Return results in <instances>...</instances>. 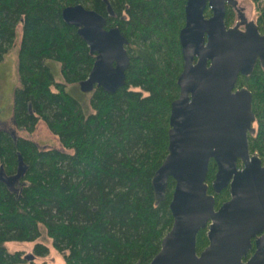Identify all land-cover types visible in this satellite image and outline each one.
<instances>
[{
  "label": "trees",
  "instance_id": "1",
  "mask_svg": "<svg viewBox=\"0 0 264 264\" xmlns=\"http://www.w3.org/2000/svg\"><path fill=\"white\" fill-rule=\"evenodd\" d=\"M77 3L104 15L106 28L119 27L130 55L125 83L114 92L95 86L89 113L67 91L68 84L89 76L95 61L79 28L62 17L65 6ZM252 3V20L264 34V1ZM185 5L186 0H0V61L15 44L19 23L22 30L14 122L33 133L42 120L71 150L42 147L0 129V264L23 262V251H11L7 243L35 241L42 227L65 264H146L161 249L173 225L175 180L169 179L165 197L157 200L152 178L168 153L171 104L180 93ZM234 16L228 7V25ZM49 60L61 64L64 81L55 78ZM237 87L252 91L256 119L249 148L264 164V64L240 75ZM216 171L211 160L210 193ZM229 197L228 187L216 194V208ZM206 231L198 232V252L209 244ZM48 251L36 242V255Z\"/></svg>",
  "mask_w": 264,
  "mask_h": 264
},
{
  "label": "water",
  "instance_id": "2",
  "mask_svg": "<svg viewBox=\"0 0 264 264\" xmlns=\"http://www.w3.org/2000/svg\"><path fill=\"white\" fill-rule=\"evenodd\" d=\"M238 6L239 0H186L180 93L171 104L168 153L152 178L157 200L165 197L169 179L175 180L169 204L174 220L146 264H264V164L249 148L256 119L252 91L237 87L240 75L264 64V34L244 13V28L227 25V8ZM62 17L79 28L95 54L80 89L116 91L130 63L128 38L119 27L106 28L105 16L81 3L65 6ZM211 160L217 165L213 193L207 182ZM227 187L229 199L216 208V194ZM201 229L209 244L198 252Z\"/></svg>",
  "mask_w": 264,
  "mask_h": 264
},
{
  "label": "rangeland",
  "instance_id": "3",
  "mask_svg": "<svg viewBox=\"0 0 264 264\" xmlns=\"http://www.w3.org/2000/svg\"><path fill=\"white\" fill-rule=\"evenodd\" d=\"M239 5L244 6V12L249 19H254L257 10L252 0H239ZM21 24L17 25L15 44L5 54L0 61V129L13 130L16 135L32 139L42 147H50L59 150L71 151L65 148L57 135L52 133L44 121H40L33 133L17 128L13 119V91L18 85L17 75V55L21 41ZM55 78L64 81L61 64L55 60L47 61ZM67 91L77 98L82 104L86 113L91 112L90 98L93 90L84 92L78 84H68ZM42 236L35 241H10L7 243L11 251H23L24 261L17 264H33L45 262L47 264H65L64 253L59 252L53 244L52 238L46 235V230L42 227ZM36 242L46 244L49 251L44 255H36L34 246Z\"/></svg>",
  "mask_w": 264,
  "mask_h": 264
},
{
  "label": "flooded vegetation",
  "instance_id": "4",
  "mask_svg": "<svg viewBox=\"0 0 264 264\" xmlns=\"http://www.w3.org/2000/svg\"><path fill=\"white\" fill-rule=\"evenodd\" d=\"M230 8H231V7H230ZM232 9L234 10L235 16H234V19H233V23L230 24V25H235V24H237L239 27L244 28V27H245V24H243V21H242V18H241V14H242V13L245 14V12H244V6L239 5L238 8H235V9L232 8ZM245 19H246L247 21L252 20V19H249V18L246 16V14H245ZM227 25H228V24H227ZM230 25H228V26H230ZM251 253H252V252H251Z\"/></svg>",
  "mask_w": 264,
  "mask_h": 264
},
{
  "label": "built area",
  "instance_id": "5",
  "mask_svg": "<svg viewBox=\"0 0 264 264\" xmlns=\"http://www.w3.org/2000/svg\"><path fill=\"white\" fill-rule=\"evenodd\" d=\"M264 1V0H263Z\"/></svg>",
  "mask_w": 264,
  "mask_h": 264
}]
</instances>
